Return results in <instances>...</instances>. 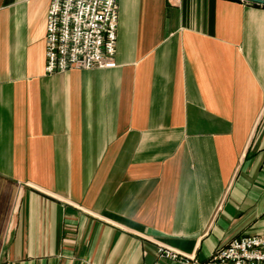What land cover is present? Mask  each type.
<instances>
[{
  "label": "crops",
  "instance_id": "0c3cea01",
  "mask_svg": "<svg viewBox=\"0 0 264 264\" xmlns=\"http://www.w3.org/2000/svg\"><path fill=\"white\" fill-rule=\"evenodd\" d=\"M50 3L0 0V264L264 234V4L119 0L117 66L49 74Z\"/></svg>",
  "mask_w": 264,
  "mask_h": 264
},
{
  "label": "built area",
  "instance_id": "2783aa9c",
  "mask_svg": "<svg viewBox=\"0 0 264 264\" xmlns=\"http://www.w3.org/2000/svg\"><path fill=\"white\" fill-rule=\"evenodd\" d=\"M118 24L119 0H51L45 71L117 66ZM159 254L182 264H264V234L234 237L208 260L167 247Z\"/></svg>",
  "mask_w": 264,
  "mask_h": 264
},
{
  "label": "water",
  "instance_id": "95a60500",
  "mask_svg": "<svg viewBox=\"0 0 264 264\" xmlns=\"http://www.w3.org/2000/svg\"><path fill=\"white\" fill-rule=\"evenodd\" d=\"M249 1H254V2H257V3L264 4V0H249Z\"/></svg>",
  "mask_w": 264,
  "mask_h": 264
}]
</instances>
